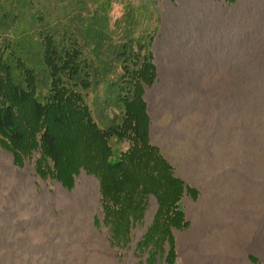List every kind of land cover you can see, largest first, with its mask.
<instances>
[{
	"label": "rangeland",
	"instance_id": "374dc122",
	"mask_svg": "<svg viewBox=\"0 0 264 264\" xmlns=\"http://www.w3.org/2000/svg\"><path fill=\"white\" fill-rule=\"evenodd\" d=\"M10 1L29 24L35 12L51 15V0ZM126 4L140 18V31L153 36L157 77L144 94L150 140L174 175L184 181L180 209L189 224L183 230L173 229L174 238L163 247L158 241L149 248L140 244L159 210L151 196L131 240L113 235L100 222L102 195L93 175L81 172L75 185L65 188L54 178L40 177L38 153L16 162L0 138V198L6 230L0 264H74L68 252L79 244L78 218L106 236L119 264H187L186 234L204 190L211 184L226 188L242 178L264 180V0H113L108 16L114 30L116 21L125 18ZM103 99V86L91 92L95 119L105 128L122 117L115 106L105 107ZM111 144L118 155L129 147V142L117 138ZM166 218L163 212L161 224ZM223 251L218 260L206 257L201 263L231 264L228 250ZM247 254L251 264H264V249Z\"/></svg>",
	"mask_w": 264,
	"mask_h": 264
},
{
	"label": "trees",
	"instance_id": "16d2710c",
	"mask_svg": "<svg viewBox=\"0 0 264 264\" xmlns=\"http://www.w3.org/2000/svg\"><path fill=\"white\" fill-rule=\"evenodd\" d=\"M112 4L51 0V15L35 12L29 24L14 1L0 0L1 143L16 162L38 153L40 177L65 188L81 172L93 175L102 195L99 221L123 239L131 240L155 197L159 210L140 244L149 248L158 241L163 247L174 238L173 229L189 224L180 209L184 181L150 140L144 94L157 77L153 36L140 31L131 4L124 6L125 18L116 21L115 31L108 16ZM99 86L103 105L115 106L122 117L105 128L90 105ZM113 138L129 142L128 149L118 155ZM172 253L173 248L167 260Z\"/></svg>",
	"mask_w": 264,
	"mask_h": 264
},
{
	"label": "bare ground",
	"instance_id": "6f19581e",
	"mask_svg": "<svg viewBox=\"0 0 264 264\" xmlns=\"http://www.w3.org/2000/svg\"><path fill=\"white\" fill-rule=\"evenodd\" d=\"M236 177V180L241 178ZM1 208L0 198V244L3 243L2 232L6 231L2 226L5 218ZM263 215L264 180L242 178L238 184L230 182L226 188L211 184L204 190L192 228L186 234L190 246L185 256L187 264H202L206 257L218 260L225 255L224 249L228 250L229 263L251 264L247 253H262L264 249ZM76 226L79 244L68 252L74 264H119L106 236L97 233L83 218H78ZM18 239L16 235L13 242L17 243Z\"/></svg>",
	"mask_w": 264,
	"mask_h": 264
},
{
	"label": "water",
	"instance_id": "95a60500",
	"mask_svg": "<svg viewBox=\"0 0 264 264\" xmlns=\"http://www.w3.org/2000/svg\"><path fill=\"white\" fill-rule=\"evenodd\" d=\"M181 233H183V231H180Z\"/></svg>",
	"mask_w": 264,
	"mask_h": 264
}]
</instances>
